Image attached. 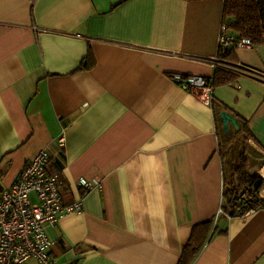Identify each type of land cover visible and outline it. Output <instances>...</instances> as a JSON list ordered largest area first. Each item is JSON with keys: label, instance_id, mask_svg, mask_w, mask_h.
I'll list each match as a JSON object with an SVG mask.
<instances>
[{"label": "crops", "instance_id": "0c3cea01", "mask_svg": "<svg viewBox=\"0 0 264 264\" xmlns=\"http://www.w3.org/2000/svg\"><path fill=\"white\" fill-rule=\"evenodd\" d=\"M222 9L0 0V187L47 152L63 203L82 205L45 228L58 264H177L192 226L209 220L226 232L193 264H264V210L217 216L243 148L264 179V43L234 50L238 77L214 87L212 108L170 80L212 78ZM221 111L238 131L225 135ZM81 177L100 185L78 187Z\"/></svg>", "mask_w": 264, "mask_h": 264}, {"label": "built area", "instance_id": "2783aa9c", "mask_svg": "<svg viewBox=\"0 0 264 264\" xmlns=\"http://www.w3.org/2000/svg\"><path fill=\"white\" fill-rule=\"evenodd\" d=\"M218 52L228 48L252 49L249 39H238L221 24L217 39ZM177 87L213 107V85L210 80L195 75H170ZM62 145V140L60 141ZM50 157L39 151L20 171L16 181L0 192V264H58L50 253L51 242L45 228L55 226L68 214L82 210L81 200L65 205L62 198L63 183L57 171L48 167ZM100 185L98 179L77 180V186L92 189ZM261 196V195H260ZM262 199L264 197L261 196ZM220 197L218 215L224 214ZM238 217L244 218L252 210L240 209Z\"/></svg>", "mask_w": 264, "mask_h": 264}, {"label": "trees", "instance_id": "16d2710c", "mask_svg": "<svg viewBox=\"0 0 264 264\" xmlns=\"http://www.w3.org/2000/svg\"><path fill=\"white\" fill-rule=\"evenodd\" d=\"M222 24L238 39H249L253 46L264 43V0H223ZM218 57L220 63L215 65L214 74L210 79L213 87L230 84L238 77V73L229 67L231 60L235 59L234 49L228 48L218 52ZM243 130L247 133L245 125ZM248 169V160L242 152L239 156V166L222 192L221 209L229 217L240 215V209L264 210V199L259 195L264 188V179L250 175ZM225 232L226 230H220L217 224L213 226V220L193 225L177 264H193L208 240Z\"/></svg>", "mask_w": 264, "mask_h": 264}, {"label": "water", "instance_id": "95a60500", "mask_svg": "<svg viewBox=\"0 0 264 264\" xmlns=\"http://www.w3.org/2000/svg\"><path fill=\"white\" fill-rule=\"evenodd\" d=\"M221 123H222V129L225 133V135H229V129L228 126L231 125L234 131H238V123L237 119L232 116L229 112L227 111H221L218 115Z\"/></svg>", "mask_w": 264, "mask_h": 264}, {"label": "rangeland", "instance_id": "374dc122", "mask_svg": "<svg viewBox=\"0 0 264 264\" xmlns=\"http://www.w3.org/2000/svg\"><path fill=\"white\" fill-rule=\"evenodd\" d=\"M246 151H247V148H246ZM246 151H245L244 148L242 149V152L245 153V157H246L247 160H248V164H249V172H251V171H252V166H251L250 161H249V155H248V152L246 153ZM260 178H261V177H260ZM261 190H262V189H261ZM259 195H260V193H259ZM260 197H261V196H260Z\"/></svg>", "mask_w": 264, "mask_h": 264}]
</instances>
